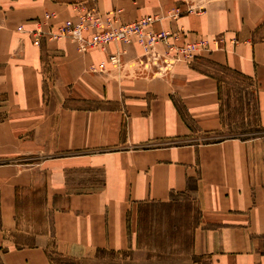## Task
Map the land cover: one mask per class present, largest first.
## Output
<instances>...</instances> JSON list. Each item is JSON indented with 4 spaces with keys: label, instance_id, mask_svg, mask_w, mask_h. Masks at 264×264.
<instances>
[{
    "label": "crops",
    "instance_id": "0c3cea01",
    "mask_svg": "<svg viewBox=\"0 0 264 264\" xmlns=\"http://www.w3.org/2000/svg\"><path fill=\"white\" fill-rule=\"evenodd\" d=\"M96 5L119 10L116 26L155 17L160 58L136 40L35 46L36 23L48 14L57 32L72 4L0 0V264H264V0ZM227 79L252 87L259 135L211 139ZM185 198L187 236L142 232L144 214Z\"/></svg>",
    "mask_w": 264,
    "mask_h": 264
},
{
    "label": "rangeland",
    "instance_id": "374dc122",
    "mask_svg": "<svg viewBox=\"0 0 264 264\" xmlns=\"http://www.w3.org/2000/svg\"><path fill=\"white\" fill-rule=\"evenodd\" d=\"M57 2H65L72 4V10L75 13V17L84 7L85 10H91L95 13H100L96 5L98 0H55ZM131 1V0H130ZM141 2L143 0H132ZM119 10L109 11L113 18L118 17L116 13ZM106 14V13H105ZM51 17V16H50ZM147 17V16H145ZM153 17V16H152ZM143 18V17H142ZM140 19V18H139ZM138 20V19H137ZM114 22V25H115ZM61 26V25H60ZM59 26V27H60ZM116 26V25H115ZM58 27V28H59ZM92 31V30H90ZM143 51V50H142ZM181 61L187 62L180 55ZM227 76L228 73H225ZM224 75V76H225ZM228 81L222 84V118L224 122L223 131L212 136L211 139H217L221 137H237V138H251L260 134L261 130L257 127L256 110L254 104V97L252 87L248 81L236 82V80L227 79ZM154 211H150L144 214L140 221V227L143 233L151 234V231H163L169 237L172 235H188L190 225L195 222V210L191 200L181 199L174 202L167 209L160 205L153 207ZM154 218L156 224L158 222L164 223V227L159 226L161 229L157 230L154 226ZM178 226L184 227L181 229ZM186 230V231H185Z\"/></svg>",
    "mask_w": 264,
    "mask_h": 264
},
{
    "label": "built area",
    "instance_id": "2783aa9c",
    "mask_svg": "<svg viewBox=\"0 0 264 264\" xmlns=\"http://www.w3.org/2000/svg\"><path fill=\"white\" fill-rule=\"evenodd\" d=\"M50 18V15L45 14L44 21L36 23V27L31 31L33 45L39 46L40 39L47 35L54 39H69L75 43L77 50L85 52L96 47L104 48L111 42L129 44L131 41L136 40V44L140 45L143 49V56L146 58L150 56L151 60L155 63L160 56L155 52L154 48L158 43L164 42L169 35L168 32L161 30L157 33L147 31L146 28L155 21V17L152 16L115 26V19L111 13H95L91 10H85L83 7L75 17V20L65 21L55 33L42 29L43 26L47 25V21ZM21 29V27H18L19 32ZM90 30L92 31L89 36L84 35V32ZM203 45L204 43L187 44L176 51L178 55L190 61ZM108 59L113 66L119 63L117 55H110ZM103 68L104 65L99 64L95 69L92 68V70H102Z\"/></svg>",
    "mask_w": 264,
    "mask_h": 264
}]
</instances>
